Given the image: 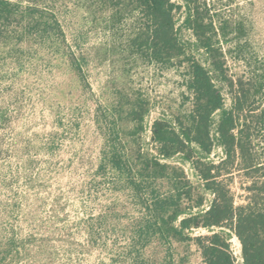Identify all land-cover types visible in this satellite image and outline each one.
<instances>
[{
  "label": "rangeland",
  "instance_id": "rangeland-1",
  "mask_svg": "<svg viewBox=\"0 0 264 264\" xmlns=\"http://www.w3.org/2000/svg\"><path fill=\"white\" fill-rule=\"evenodd\" d=\"M10 1L17 13L0 23V264H205L191 241L154 231L146 208L153 193L172 196L184 212L199 196L208 207L212 194L192 161L175 154L159 159L176 172L136 175L143 159L157 155L153 122L173 123L190 109L184 56L155 62L132 45L139 22L130 0ZM170 1L180 5L179 40L210 72L223 109L245 100L263 168L221 176L235 204L244 203L253 192L245 187L264 181V0H204L205 7L198 0L214 27L222 73L188 27L185 0ZM139 101L147 109L141 126L130 115ZM220 116L213 114V129ZM114 146L131 173L111 166ZM223 155L216 144L195 158ZM131 179L143 182L136 188ZM234 237L230 249L242 264Z\"/></svg>",
  "mask_w": 264,
  "mask_h": 264
},
{
  "label": "trees",
  "instance_id": "trees-1",
  "mask_svg": "<svg viewBox=\"0 0 264 264\" xmlns=\"http://www.w3.org/2000/svg\"><path fill=\"white\" fill-rule=\"evenodd\" d=\"M185 2L189 7L188 27L210 55L213 68L222 73L223 64L217 57L219 51L212 41V21L206 19L198 0ZM130 3L139 22L132 45L155 62L171 63L184 56L187 62L186 99L191 104L184 119L177 116L173 123L159 119L153 122L151 139L156 143L157 155L143 159L136 175L140 178L164 176L172 167L160 162L159 158L182 154L192 161L204 189L212 194L207 208H202L203 197L199 196L194 205L188 207V212H184L172 196L161 197L153 193L146 205L151 226L161 237L191 241L205 264H236L229 242L232 235L240 242L242 264H264V204L259 201L264 198V181H254L245 187L253 192L244 203L236 205L233 192L221 178L234 170L249 175L263 168L260 159L253 154L251 124L243 114L245 100L237 97L230 109H223L222 94L210 72L193 56H187L179 40L175 26V11L180 8L179 4L170 0H130ZM16 13V3L0 0V23L4 24ZM136 105L130 115L141 126L147 109L141 101ZM218 110L221 116L213 129V114ZM216 144L222 147L224 154L218 162L206 161L199 156L195 158L197 152L210 154ZM108 161L117 170L126 174L132 172L127 159L115 146ZM181 174L184 175L182 171ZM131 180L136 188L143 182ZM186 195L190 196V189ZM177 219L179 221L175 224ZM197 229L210 232L192 237L189 231Z\"/></svg>",
  "mask_w": 264,
  "mask_h": 264
},
{
  "label": "bare ground",
  "instance_id": "bare-ground-1",
  "mask_svg": "<svg viewBox=\"0 0 264 264\" xmlns=\"http://www.w3.org/2000/svg\"><path fill=\"white\" fill-rule=\"evenodd\" d=\"M236 237H234V241H235V243H236ZM238 240V239H237ZM237 244V243H236ZM236 250H237V252H238V250H239V247H238V244H237V248H236Z\"/></svg>",
  "mask_w": 264,
  "mask_h": 264
}]
</instances>
